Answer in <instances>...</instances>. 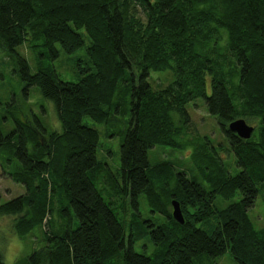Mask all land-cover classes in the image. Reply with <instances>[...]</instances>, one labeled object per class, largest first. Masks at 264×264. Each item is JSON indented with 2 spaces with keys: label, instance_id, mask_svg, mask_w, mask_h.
<instances>
[{
  "label": "trees",
  "instance_id": "obj_1",
  "mask_svg": "<svg viewBox=\"0 0 264 264\" xmlns=\"http://www.w3.org/2000/svg\"><path fill=\"white\" fill-rule=\"evenodd\" d=\"M83 29L90 65L81 67L78 82L62 80L53 67L33 73L16 51L27 43L57 57L60 43L72 53L85 45ZM0 49L27 87L38 86L54 102L62 122V130L46 137L35 115H14L16 127L8 135L0 128V161L26 187L6 202L0 193V214L20 215L16 229L23 237L43 225L60 196L64 219L61 229L50 225L43 247L15 264H197L227 252L239 264H264V229L249 214L258 199L264 206V0H0ZM165 70L174 80L155 89L151 73ZM129 81L127 107L119 89ZM199 97L229 142L233 167L207 138L184 136L191 122L186 106ZM114 109L129 112L120 146L122 184L98 159L99 130L83 120L110 124ZM241 117L260 120L249 139L229 128ZM189 147L179 169L167 156H150L153 149ZM236 167L241 170L232 173ZM101 170L118 201L104 197ZM238 192L241 199L228 207L215 205L217 196ZM141 194L153 213L172 223L144 219ZM173 199L184 222L172 215ZM213 215L221 221L212 233L194 225ZM146 234L154 244L151 255L135 249ZM0 264H6L1 251Z\"/></svg>",
  "mask_w": 264,
  "mask_h": 264
},
{
  "label": "rangeland",
  "instance_id": "obj_2",
  "mask_svg": "<svg viewBox=\"0 0 264 264\" xmlns=\"http://www.w3.org/2000/svg\"><path fill=\"white\" fill-rule=\"evenodd\" d=\"M137 14L142 18H145V12L141 7L137 9ZM82 31L84 32L85 45L72 53L65 52L60 43L57 44L59 50V55L57 57H51L49 52L44 49L39 51L33 50L27 43L18 45L16 51L27 59L33 73L37 72L40 68L53 67L62 80L78 82L82 77L81 67L90 65V56L87 50L90 40L85 30L83 29ZM223 41H227L226 35ZM222 44H224V42H222ZM39 52L43 53V55H40ZM15 68L16 66L13 59L6 54L3 49H0V128L3 134L8 135L15 129L16 123L13 119L14 115H18L21 118H30L29 120H34L33 115H35L47 130L46 135H44L45 137L49 132L62 130V122L54 102L46 99L42 95L38 86L27 87ZM173 80L174 74L170 70L153 71L150 76V81L155 89L164 87ZM235 80L237 79L235 78ZM130 83L131 81L122 84L119 89L120 96H122L123 100L127 101V107H129L130 100ZM209 93H211L210 82ZM236 95H238V93H236ZM186 108L191 117V122L184 133L186 139L195 142L204 137L207 138L211 145L215 146L219 156L233 167L235 159L234 153L229 149V142L227 141L218 120L209 112L205 98L199 97L191 100ZM174 116L175 120L179 122V114L175 112ZM244 119H246L250 125H253L257 129L256 131H258V128L261 126L259 118ZM83 120L88 125L96 127L99 130L100 143L97 153L98 159L108 166L118 181L122 184L120 146L124 139V130L128 127L129 112L117 113L114 109L110 124L96 122L89 116H85ZM192 149L193 147H189L187 150L179 152L158 148L151 150L150 156L153 161L156 156H167L176 168L179 169V161H186L190 157L193 151ZM230 170L232 173H235L241 170V168L236 167L235 169L231 168ZM9 171L10 166L3 165L0 161V193L2 202H6L26 193L25 185L14 181L10 177L8 173ZM100 173V184L105 192L104 197L107 200H110L109 197H112L114 201H118L120 195L117 193L115 185L112 184V179H110V176L106 171L101 170ZM240 199V192H238L235 197L229 199L217 196L215 199V205L219 209H223ZM60 200V196L54 199V212L51 214L49 213L45 217L43 225L37 227L23 237L19 235L16 229V222L20 215L0 214V251L4 256L5 263L7 258L11 256L15 258V264L22 258L30 257L35 250L43 247L45 245V233H51L50 225L52 227L59 226V228H54L55 230L62 228L64 219L59 213L61 207ZM126 208V214L130 217L132 214L130 203ZM139 209L144 219L152 220L156 224L165 222H168L169 224L172 223V221L163 214L156 212L153 213L151 211L144 194L139 196ZM121 214L122 213L120 212L119 216H121ZM249 214L256 228L260 229L262 232L264 229V206L261 199H258L256 206L249 210ZM74 217L76 218V216ZM220 221L219 216L213 215L209 219L194 222V225L212 233L220 224ZM135 249L140 253L151 255L154 250V244L150 234L143 235L135 243ZM197 264L239 263L232 258L230 252H227L225 255L216 258H205L204 263L199 262Z\"/></svg>",
  "mask_w": 264,
  "mask_h": 264
},
{
  "label": "water",
  "instance_id": "obj_3",
  "mask_svg": "<svg viewBox=\"0 0 264 264\" xmlns=\"http://www.w3.org/2000/svg\"><path fill=\"white\" fill-rule=\"evenodd\" d=\"M229 128L233 130L239 137L244 139L251 138L255 131V127L253 125H250L246 121V119L242 117L231 121V123L229 124ZM172 206H173V210H172L173 217L179 222H184L182 209L177 199L172 200Z\"/></svg>",
  "mask_w": 264,
  "mask_h": 264
},
{
  "label": "clouds",
  "instance_id": "obj_4",
  "mask_svg": "<svg viewBox=\"0 0 264 264\" xmlns=\"http://www.w3.org/2000/svg\"><path fill=\"white\" fill-rule=\"evenodd\" d=\"M14 260L15 258L10 256L7 258L6 264H14Z\"/></svg>",
  "mask_w": 264,
  "mask_h": 264
}]
</instances>
